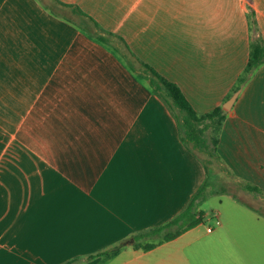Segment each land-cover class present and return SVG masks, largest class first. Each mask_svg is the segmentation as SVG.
Here are the masks:
<instances>
[{
    "label": "crops",
    "instance_id": "0c3cea01",
    "mask_svg": "<svg viewBox=\"0 0 264 264\" xmlns=\"http://www.w3.org/2000/svg\"><path fill=\"white\" fill-rule=\"evenodd\" d=\"M61 1L123 36L200 113L241 88L224 107L228 169L216 178L231 172L240 189L212 181L205 221L135 247L134 232L183 210L205 165L113 45L55 14L54 0H0V264H264V64L240 83L247 0ZM251 3L264 39V0ZM121 240L115 255L97 254Z\"/></svg>",
    "mask_w": 264,
    "mask_h": 264
},
{
    "label": "trees",
    "instance_id": "16d2710c",
    "mask_svg": "<svg viewBox=\"0 0 264 264\" xmlns=\"http://www.w3.org/2000/svg\"><path fill=\"white\" fill-rule=\"evenodd\" d=\"M251 2L252 0H247V12L254 33L251 39L249 59L241 75L240 83L245 82L256 68L264 64V39L257 34L256 11ZM65 8L70 9V12L76 18H68L65 13L61 12V9L65 12ZM52 11L73 21L80 28L92 33L100 41L113 45L123 55L124 59L133 65L134 71L147 83L151 91L165 102L175 117L185 146L205 165L207 177L183 210L162 224L134 232L132 234L135 239L134 246L150 249L158 243L173 239L185 230L205 221V213L201 206L208 197L207 190L209 184L213 181L211 179L223 176V172L228 169L218 150L220 134L227 114L224 106H217L208 112H198L180 85L137 57L123 36L103 28L97 20L84 12L78 5L54 0ZM229 176L233 181H237L231 172ZM245 186L252 191L260 192L255 185L245 184ZM123 243L122 240L116 242L97 254L115 255L120 251ZM75 259H70L62 264H71Z\"/></svg>",
    "mask_w": 264,
    "mask_h": 264
},
{
    "label": "rangeland",
    "instance_id": "374dc122",
    "mask_svg": "<svg viewBox=\"0 0 264 264\" xmlns=\"http://www.w3.org/2000/svg\"><path fill=\"white\" fill-rule=\"evenodd\" d=\"M210 133V131H208ZM213 180L214 184L210 185V189L211 188H215L218 190H221L223 187L226 188L227 191H231V190H235L237 191L238 189H240L239 185L237 183H234L230 178L228 177H224L221 179L216 180L215 178L211 179ZM250 198V197H248ZM251 199V198H250ZM257 203L259 202L258 200H256ZM217 203V201L215 199H210L208 200L205 205L203 206V209L208 211V213H213V208H214V204Z\"/></svg>",
    "mask_w": 264,
    "mask_h": 264
},
{
    "label": "water",
    "instance_id": "95a60500",
    "mask_svg": "<svg viewBox=\"0 0 264 264\" xmlns=\"http://www.w3.org/2000/svg\"><path fill=\"white\" fill-rule=\"evenodd\" d=\"M241 91V88H239L225 103H224V107L226 109H231L234 102L236 101L239 93Z\"/></svg>",
    "mask_w": 264,
    "mask_h": 264
}]
</instances>
